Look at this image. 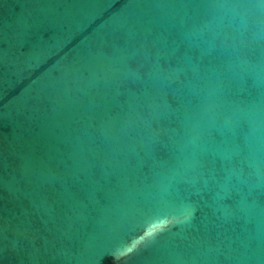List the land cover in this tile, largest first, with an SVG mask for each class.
I'll use <instances>...</instances> for the list:
<instances>
[{"label": "water", "instance_id": "1", "mask_svg": "<svg viewBox=\"0 0 264 264\" xmlns=\"http://www.w3.org/2000/svg\"><path fill=\"white\" fill-rule=\"evenodd\" d=\"M0 264H264V0H0Z\"/></svg>", "mask_w": 264, "mask_h": 264}]
</instances>
